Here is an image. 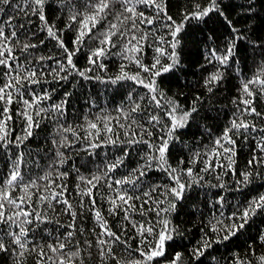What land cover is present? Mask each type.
I'll return each instance as SVG.
<instances>
[{"label": "snow or ice", "instance_id": "obj_1", "mask_svg": "<svg viewBox=\"0 0 264 264\" xmlns=\"http://www.w3.org/2000/svg\"><path fill=\"white\" fill-rule=\"evenodd\" d=\"M59 3L62 18L64 10L67 11L62 27L46 15V0H0V150L15 156L7 171L0 175V251L12 255L13 264H25L28 254L34 255V264H88L94 256L93 248L99 264H201L210 250L221 244L227 248L233 240L243 237L248 246L243 255L239 251L232 253L231 264H264V252L257 253L255 243L258 240L264 246V229H258L255 235L248 234L257 216L264 219V191H256L258 186L254 184L257 178L264 184V171L257 170L264 169V134L256 136L255 148L244 169L236 166L234 147V136L243 134L248 140L253 133L264 132V123L258 125L251 119L264 121V111L257 104L264 101V31H258L256 21L260 15L257 5L264 8V0H243L239 5L231 0L228 3L188 0L187 6L175 16L170 14L167 0H59ZM236 8L239 11L234 20L231 10ZM241 17L247 21L246 27L238 26ZM21 18L29 26L33 18H38L40 31L47 40L38 39L36 32L26 29L24 23L18 22ZM214 18H222L227 35L220 41L215 30L205 34L198 83H202L208 96H213L225 78V69H232L239 79V92L231 97L234 110L219 135L213 137L209 132V143L201 140L195 147L190 146L186 167L183 157L173 165L169 160L173 144L180 140L179 134L186 127L198 125L199 102L204 97L197 92L191 105L185 106L169 96L161 82L176 78L181 70V37L187 43L190 29L203 31L201 24L207 25ZM21 33L26 36L23 41ZM149 37L153 55L146 62L144 52ZM47 41L53 43L55 51L33 58L29 50L46 46ZM238 42H243L245 51L252 49V67L247 71L241 67ZM117 47L119 51L115 54L121 58L118 71L100 74L98 70L108 72L105 57L111 56ZM21 51L25 56L19 55ZM81 57L85 67L78 65ZM94 72L97 73L94 77L89 75ZM74 74L122 89L124 98L115 107V115L101 114L107 112L102 109L95 118L85 115L84 123L73 127L66 120V105L72 93L66 91L60 101L52 103L55 89L36 90L37 85L42 89L49 79L69 80L74 79ZM14 101L20 105L15 109ZM49 113H54L53 132L59 136L57 139L53 135L51 141L56 145L55 157L42 175L26 178L25 153L14 152L12 148L23 145L40 126V119L47 118ZM14 119L20 120L23 128L12 139L9 125ZM65 133H71L73 138L69 139ZM77 140H82L84 147L93 150L98 158L99 146L119 147L115 152L105 153L93 174L77 175L74 192L79 203L74 205L66 195L68 185L64 183L70 172L61 171L60 166L67 160L65 150ZM141 146L146 150L140 151ZM133 149H137L139 160L129 167L127 160ZM197 162L203 165L199 171ZM153 169L162 170L167 182L154 181ZM219 169L226 171L222 175ZM202 174H214L217 183L204 179ZM227 175L232 176L231 181L225 180ZM101 185L104 186L101 198L108 205L107 217L96 200ZM228 187L240 194L238 199L228 200L229 195H234L227 191ZM213 189L209 199L208 193ZM186 204L195 207L202 217L205 211L209 214L198 238L190 237L187 245L172 247L177 244V236L189 232L188 228L181 231L182 226L174 222V214ZM57 207L61 211H56ZM50 210L54 216L49 214ZM62 214L71 218L62 237L38 242L36 234L40 226ZM89 214L96 223L90 233L76 224L81 215ZM121 214L123 221L114 230L109 218ZM43 231L50 232L48 228ZM78 233L85 234L83 242L77 238ZM91 233H95L94 239L88 238ZM130 239L133 243H129ZM204 264L218 261L213 256Z\"/></svg>", "mask_w": 264, "mask_h": 264}, {"label": "trees", "instance_id": "obj_2", "mask_svg": "<svg viewBox=\"0 0 264 264\" xmlns=\"http://www.w3.org/2000/svg\"><path fill=\"white\" fill-rule=\"evenodd\" d=\"M229 0H225V3H228ZM243 0H231V3L234 5H239ZM167 3L170 8V14L178 15L179 10L188 4V0H167ZM46 15L50 21H56L59 27L63 26L64 20L67 18V11L64 10V15L62 18V10L59 3V0H46ZM260 9V15L256 17L258 31H264V8H260V5H257ZM11 11V9H9ZM150 11V10H149ZM238 8L231 10V18L236 19ZM19 23H24L26 29H30L33 32L37 33L38 39L47 40L46 34L40 31V21L38 18H33L32 25H27L26 22L21 18ZM238 26L246 27L247 21L240 18ZM159 27V25H157ZM200 29H190V36L187 43H183L184 37H181L183 51L181 52V70L177 72V77L171 80H164L161 82V86L167 91L169 96H173L180 100L185 106H190L191 101L195 98L197 92L204 97L199 103L201 105L199 110V121L197 124H192L180 133V140L175 141L172 147L171 155L169 156L170 162L175 165V163L183 157L185 160L184 166H187V160L191 156V147H195L201 140L205 144L209 143V132L212 136L219 135L223 127L227 124L231 118V113L234 110L231 104V97L237 95L239 92V79L237 73L232 69H225V78L219 83L218 89L215 90V95L208 96L206 90L203 89L202 83H198L201 79L202 73L200 72L199 66L203 64L204 60V51L205 43L204 39L206 33H211L215 30L216 34L220 36V41L224 39L227 35L225 31V26L223 24L222 18H214V20L208 21L207 25L201 24ZM223 33V35H220ZM26 36L24 33H21V40H25ZM28 42L31 43V40ZM240 43V52L241 55V67L244 71H247L248 68L252 67L250 54L252 52L251 48H248L245 51L243 42ZM211 47V44L208 45ZM53 43L47 41L46 46H38L36 50H29L32 57L34 58L37 55H49L54 52ZM119 51V48L113 49V54L111 56L105 57V62L108 63V72L104 73L103 70H98L100 74L112 75L118 71L119 63L121 62L120 56L115 53ZM258 51V50H257ZM21 57L25 56V53L21 51L19 53ZM144 55L146 57V62H150L153 55L152 50V38L149 37L148 45L145 49ZM247 58V59H245ZM23 63V59L20 61ZM247 63V68L245 67ZM80 67H85V62L83 57L78 61ZM234 67V66H233ZM132 70H135L134 68ZM212 69H207L211 71ZM90 76L94 77L97 73H90ZM43 83V82H42ZM49 89H55L52 93V103H56L61 100L63 93L70 91L72 94L67 102V112L66 120L68 124L75 127L78 124L84 123V116L89 115L90 118H95L97 113H101V110H107L105 113H111L115 115L114 109L121 100L124 98L123 90L116 88L113 85L107 84L103 81L92 79H83L78 75L74 74V79L70 78L69 80H52L49 79L46 83H43V88L41 89L39 85L36 86V90L47 91ZM184 95L181 96L180 94ZM95 101V103H92ZM258 109L264 111V101H257ZM19 103L13 102V109L19 107ZM15 115V112H13ZM54 113H49L47 118L40 119V126L33 130V135L30 136L23 145L13 146L12 151H22L25 153V163L23 164V172L26 178H30L35 175H42L46 166L53 160L55 157L56 145L51 141L53 135H56V138L59 139L58 134L53 132L56 127V123L53 121L52 116ZM255 122L259 125L264 123L259 118L253 117ZM64 118L61 119L63 123ZM67 127V124L65 125ZM23 125L20 120L14 119L13 122L9 125V130L12 133V139L15 138V135L20 134L22 131ZM69 139H72L71 133H65ZM80 134L83 135V129H80ZM258 134H264V132L253 133L250 135L248 140L243 138V134L239 136H234L236 144L234 145L235 152V161L238 169H244L249 157L252 154V150L255 148L256 136ZM119 145L113 146L111 144L101 145L98 148L99 158L97 155L93 154V150L86 149L82 140H77L76 144L70 145L67 150H65V155L67 157L66 163L60 166L61 171H69L70 175L64 180V183L68 185V191L66 195L70 198L71 202L74 205H78L79 200L77 195L74 192V186L77 182V175L83 174L89 176L93 174L97 166L100 165L101 159H103L105 153H112L116 151ZM2 149V146H0ZM63 150V149H62ZM140 151L146 150L143 146L140 147ZM119 155L120 153H116ZM108 160L112 159L111 155H108ZM15 160V156H9V154L0 150V175L7 171V165L11 164ZM139 160L137 155V149H133L130 157L127 160V166H134L135 162ZM198 163L196 171H199V167H203L202 164ZM78 170V172H77ZM258 171H264V169L257 168ZM123 169L120 170L123 173ZM221 174L226 171L224 169H219ZM204 175V174H202ZM154 181L158 179H164L167 182L164 172L160 169L152 170V177ZM226 181H231L232 176L227 175L224 177ZM204 179L210 180L213 184L217 183V178L214 174L204 175ZM59 182V180H58ZM43 184V182H41ZM254 184L258 186L256 191H264V184L261 183L259 178L254 181ZM104 191V186L101 185L100 191L96 192L97 204L102 207V210L107 217V201L101 198V192ZM215 189L209 191L208 198L211 199V192ZM228 192L234 193V195H229L228 200L233 201L239 198V193H236V190L233 187H228ZM105 192V196H106ZM252 194H255L253 191ZM200 200H203V195L199 196ZM87 199H85V206L87 207ZM200 207H203L201 205ZM208 209H211V205L207 206ZM56 211H61L57 207ZM79 211V209H78ZM50 215L54 216L55 213L51 212ZM208 211L204 212V216L200 215V212L196 210L195 207H192L191 204H186L178 211V214H174V222L181 225V231L183 228H188L189 232L184 234L183 237L177 236V244L172 247H179L180 244L187 245L188 239L190 237L198 238L200 229L204 227V221H206L208 216ZM137 219L140 217L137 216ZM56 220H59V224L56 223ZM123 221V216L114 215L109 218V223L113 225L114 230L118 228ZM71 223V218L67 214H62L61 216L55 217V219L50 221H45L40 226V231L36 234V239L39 242L40 240H50L54 236L63 235V231L67 230L65 224ZM77 228L83 226L87 232H91V229L96 226L95 220L91 215H81L77 222ZM44 228L50 230L49 233L43 231ZM258 229H264V219L257 216L256 219L252 222L251 227L248 230L249 235H255ZM98 231V229H97ZM129 236L132 235L131 231L128 233ZM95 233H91L88 238L94 239ZM77 238L83 242L85 234L78 233ZM129 243H133V240H129ZM257 253L264 252V246L260 245L259 241L256 242ZM247 242L243 237L233 240L227 248L224 244H221L218 248H214L209 251L208 255L203 258L201 264L204 262H210L211 257H216L218 264H224L225 260L229 261L231 264V255L234 251H239L241 255L244 254L245 249L247 248ZM172 248H169L171 251ZM94 256L88 261V264H99L98 258ZM116 251L119 253L120 249L117 248ZM254 259L253 257H249ZM14 257L8 252L0 251V264H13ZM25 264H34V255L28 254L25 258Z\"/></svg>", "mask_w": 264, "mask_h": 264}]
</instances>
